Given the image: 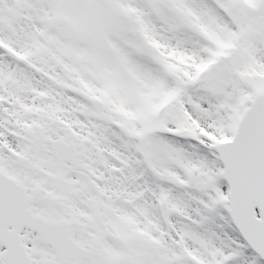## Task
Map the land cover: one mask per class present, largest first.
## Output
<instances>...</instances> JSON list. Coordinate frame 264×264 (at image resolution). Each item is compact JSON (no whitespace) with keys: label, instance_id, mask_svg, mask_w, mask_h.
<instances>
[{"label":"snow or ice","instance_id":"obj_1","mask_svg":"<svg viewBox=\"0 0 264 264\" xmlns=\"http://www.w3.org/2000/svg\"><path fill=\"white\" fill-rule=\"evenodd\" d=\"M0 264H264V0H0Z\"/></svg>","mask_w":264,"mask_h":264}]
</instances>
